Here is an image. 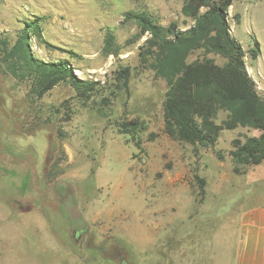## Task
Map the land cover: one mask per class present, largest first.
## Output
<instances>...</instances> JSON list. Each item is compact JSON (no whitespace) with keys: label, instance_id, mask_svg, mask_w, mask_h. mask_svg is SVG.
Wrapping results in <instances>:
<instances>
[{"label":"rangeland","instance_id":"rangeland-1","mask_svg":"<svg viewBox=\"0 0 264 264\" xmlns=\"http://www.w3.org/2000/svg\"><path fill=\"white\" fill-rule=\"evenodd\" d=\"M185 1H0V264H233L235 220L264 195V164L236 174L230 152L233 140L259 133L225 130L214 147L170 136L167 83L152 59L142 64L148 35L126 16L185 29ZM36 19L42 32L28 33L31 57L67 61L93 91L70 81L44 90L16 54ZM228 19L264 98V0H234ZM108 37L116 53H107ZM136 118L147 128L122 134L120 124Z\"/></svg>","mask_w":264,"mask_h":264},{"label":"trees","instance_id":"trees-1","mask_svg":"<svg viewBox=\"0 0 264 264\" xmlns=\"http://www.w3.org/2000/svg\"><path fill=\"white\" fill-rule=\"evenodd\" d=\"M233 1L186 0L182 14L192 24L185 29L175 22L161 25L147 13H128L126 16L137 22L142 33L148 35L141 53L142 64L148 66L152 59L150 65L155 75L167 83L166 132L193 146L214 147L225 130L248 128L258 131V136H246L245 141L237 138L232 142L230 156L234 172L246 174L247 168L264 164V98L247 70L244 48L231 33L228 16ZM235 19L239 23V16ZM40 22L36 19L27 23L16 54L36 68L46 91L61 81H70L84 94L93 91L95 84L77 78L67 61L37 63L31 57L27 36L29 32L41 36ZM106 45L107 53L115 51L113 37H108ZM196 54L197 57L191 60ZM210 55L223 59V65L217 64ZM258 55L256 51L251 52L253 59ZM118 77L122 87L127 89L130 70L120 69ZM220 112L227 115L217 123ZM119 128L122 134L135 136L147 125L136 118L121 123ZM219 158H224L221 153ZM199 181L202 202L206 184L203 179Z\"/></svg>","mask_w":264,"mask_h":264},{"label":"crops","instance_id":"crops-1","mask_svg":"<svg viewBox=\"0 0 264 264\" xmlns=\"http://www.w3.org/2000/svg\"><path fill=\"white\" fill-rule=\"evenodd\" d=\"M235 221L233 264H264V195L242 208Z\"/></svg>","mask_w":264,"mask_h":264},{"label":"flooded vegetation","instance_id":"flooded-vegetation-1","mask_svg":"<svg viewBox=\"0 0 264 264\" xmlns=\"http://www.w3.org/2000/svg\"><path fill=\"white\" fill-rule=\"evenodd\" d=\"M77 235H78V232L77 233L75 232V238H76Z\"/></svg>","mask_w":264,"mask_h":264}]
</instances>
